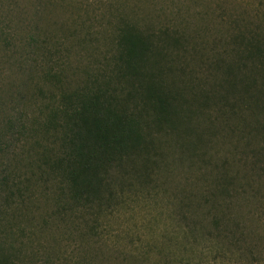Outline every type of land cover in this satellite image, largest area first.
Segmentation results:
<instances>
[{"label": "rangeland", "instance_id": "obj_1", "mask_svg": "<svg viewBox=\"0 0 264 264\" xmlns=\"http://www.w3.org/2000/svg\"><path fill=\"white\" fill-rule=\"evenodd\" d=\"M114 8L155 31L183 30L193 50L228 37L232 20L264 23V0H0V259L264 264V173L228 143L212 165L163 145L156 161L112 182L99 210L59 208L54 186L34 181L45 145L37 108L58 93L49 76L58 71L63 90L101 73ZM226 171L239 179L221 194Z\"/></svg>", "mask_w": 264, "mask_h": 264}, {"label": "trees", "instance_id": "obj_2", "mask_svg": "<svg viewBox=\"0 0 264 264\" xmlns=\"http://www.w3.org/2000/svg\"><path fill=\"white\" fill-rule=\"evenodd\" d=\"M116 12L101 73L61 90L56 71L58 93L37 108L45 145L34 181L54 186L56 206L108 208L112 182L156 161L165 144L212 165L228 143L264 173V23L232 20L228 37L193 50L183 30L155 31ZM222 177L226 194L239 175Z\"/></svg>", "mask_w": 264, "mask_h": 264}]
</instances>
